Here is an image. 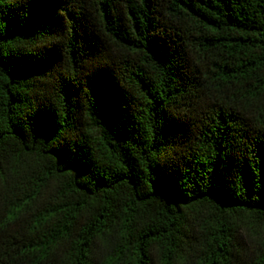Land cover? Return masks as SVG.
<instances>
[{"label":"trees","instance_id":"16d2710c","mask_svg":"<svg viewBox=\"0 0 264 264\" xmlns=\"http://www.w3.org/2000/svg\"><path fill=\"white\" fill-rule=\"evenodd\" d=\"M0 264H264V0H0Z\"/></svg>","mask_w":264,"mask_h":264}]
</instances>
